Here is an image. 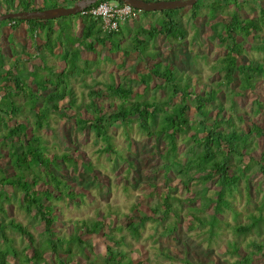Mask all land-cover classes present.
Returning a JSON list of instances; mask_svg holds the SVG:
<instances>
[{
    "label": "trees",
    "instance_id": "16d2710c",
    "mask_svg": "<svg viewBox=\"0 0 264 264\" xmlns=\"http://www.w3.org/2000/svg\"><path fill=\"white\" fill-rule=\"evenodd\" d=\"M78 1L63 0L60 3L59 0H40L38 3L37 0H0V16L68 8L66 3L75 4ZM105 1L122 4L117 0H98L92 6ZM200 1L183 10L154 13L160 14L159 25L152 22L148 29L140 26L137 19L133 21L137 27L132 31H129L128 22L118 31L109 34L101 31L99 21L84 15L68 17L72 22L67 24L62 22L67 18L45 22L20 19L4 21V26L8 25L13 32L24 30L36 54L25 52L24 47L18 49L16 42L19 41H15L12 35L6 40L12 64L8 63L11 59L5 58L0 48V264H150L148 261L135 262L121 247L122 242L127 240L126 236L130 242L139 243L142 240L140 232L145 225L154 226L159 239L171 238L164 252L157 248L155 254L168 259L176 258L169 252L171 245L175 246L174 243L178 242L177 232L187 218H190L187 230L207 228L211 239L219 237L223 229L231 228L224 217L221 218L226 210L234 217L238 216L229 199L239 191L242 182L249 199L250 179L255 175L264 177V152L258 157L254 152L258 147L257 142L264 141V120L256 122L246 114L238 115L233 102L234 97L255 90L256 84L264 79V63L250 60L238 64V58L250 38L254 42L260 40V44L254 43L249 48L264 54V38L260 35L264 28V10H260V18L257 20L242 19L241 0H203L206 4H200ZM230 7L234 10L226 24L218 23L222 31L214 33V37L226 49L225 56L211 68L216 74L222 73L221 80L215 84V88L208 86L197 92L189 77L180 78L171 63L158 57V52L154 51L156 39L162 36L180 44L185 39L180 13L185 10H188L190 20L195 22L202 9L209 11L212 20L218 12H224ZM140 14L144 19L153 13L139 12L138 18ZM40 38L43 44L39 47L35 40ZM95 45L103 48L108 45L111 55L121 53L124 59L135 54L136 63L145 72L136 74L134 78L125 77L119 83L111 76L110 83L105 84V92L96 89L102 85L97 81L91 85L83 84L90 103L77 104L71 81L91 73L93 64L83 55L94 53ZM58 48L60 53H56ZM49 57L64 63V68L57 69L48 65ZM35 60L40 65H36ZM124 65L125 61L120 68ZM236 79L238 87L233 91L230 87ZM132 84L142 87L143 93L134 91ZM149 90L164 96H152L147 100L145 97ZM105 97L119 101L109 105L110 112H105L95 103ZM220 99L230 102V115H225L224 101ZM19 100H23L20 107L17 105ZM62 101L66 102L65 107L60 105ZM253 108L252 116L257 117L264 106L255 101ZM191 109L195 110L193 121L188 119ZM26 110L33 118L32 124L28 118L19 119ZM70 112L69 120L73 121L74 128L81 132L89 130L96 138L94 144L101 143L97 152L116 156V164L118 160L125 162L126 174L135 169L136 160L129 155L122 157L111 147L108 130L118 125L136 123L148 140H154L155 149L160 140L164 141L163 149L155 150V164L158 166V162L161 163L165 184L175 177H182L186 180L179 179L184 190L192 192L189 188L194 183L195 187H200V192L188 200H182L172 195L173 190L164 184L165 190L146 204L147 212L139 210V203L131 209L130 216L122 215L121 218L117 214H103L101 211L94 218L72 222L74 228L69 230V225L65 233L64 229L58 227L62 217L60 204L66 201L75 203L76 199L83 202L85 197L77 192L67 170L71 169L75 173L84 159L76 157L74 152H51L48 139L40 131L47 129L56 136V129L50 126L49 116L52 114L65 120L69 118ZM243 125L245 129H242ZM186 135L190 138L191 146L185 152V161L182 162L178 155L177 139ZM89 170L91 176H94L93 180L97 181L91 166ZM208 184L214 188L211 196H207L210 191ZM86 196L90 198L88 193ZM15 199L20 213L27 221L42 228L45 241L36 239L31 230L8 216L4 205ZM256 212L249 214V224H238L235 227L237 235H246L264 224V200L258 203ZM120 220L123 221L121 225ZM7 231L26 238L27 243L16 247L14 238L9 237ZM100 232L109 244L104 254L96 255L87 237ZM116 232L124 235L116 238ZM130 242L126 243L127 247H130ZM227 245L231 247L232 254L242 258L238 264H253V256L264 262L262 244L254 245V251L246 254V257L239 252L237 243ZM83 255L86 261L81 258ZM183 262L191 264L186 259Z\"/></svg>",
    "mask_w": 264,
    "mask_h": 264
},
{
    "label": "rangeland",
    "instance_id": "374dc122",
    "mask_svg": "<svg viewBox=\"0 0 264 264\" xmlns=\"http://www.w3.org/2000/svg\"><path fill=\"white\" fill-rule=\"evenodd\" d=\"M59 1L61 2L63 0ZM37 2L39 3L40 0H37ZM199 3L202 4L205 2L202 0ZM73 5L74 4L68 2L65 6L70 8ZM240 7V16L242 19L257 20L260 18V10H264V0H241ZM233 10L234 8L230 7L224 10V12H218L215 18L211 20L209 11L207 9H202L195 22L190 20L189 12L185 10L180 13L182 15V27L185 30V39L180 44L173 43L171 40H166L162 36H158L156 39L154 51L158 52V57L165 62L171 63L177 69L180 78L189 77L197 92L208 86L215 88V84L221 80L222 73L216 74L211 68L225 56L226 49L214 37V33L222 31L218 23L222 22V24H226ZM143 17L144 16L140 14L138 23L140 26L144 27V29H148L149 24L152 22L159 25L160 14L153 13L147 18L143 19ZM62 22L67 24L72 21L67 18ZM72 24L73 23H71V25ZM4 25V22H0V48L2 49V53L5 54V58L8 59L11 56L6 42L9 35L14 36L15 41H19L16 42L19 46L18 49L24 47L25 52L31 55L36 54V49L32 46V41L27 38L23 29L13 32L8 25ZM128 26L129 31L137 27L133 22H130ZM71 35L74 37L73 31ZM260 35L264 38V28ZM126 37H128V35H126ZM35 43L40 47L43 41L40 38L36 39ZM121 43L122 41H120V44ZM254 43L259 45L260 40L254 42L250 38L245 43V49L243 54L238 58V64L246 63L250 60L264 63V54L255 52L249 48V45L254 46ZM108 49V45L104 48L95 45L94 53L89 52L83 55L93 66L89 75H82L76 81H71L77 104L86 105L90 103L87 98V91L82 86L83 84L91 85L97 81L102 83V85L98 86L96 89L105 92V84L110 83L109 78L111 76L119 83L120 81L122 82V79L125 77L128 79L134 78L136 74L145 72V69L140 64L136 63L137 56L135 54H131L127 59H124L121 53L111 55ZM56 53H60L59 48L56 50ZM49 58L47 61L48 65L55 66L57 69L64 68V63ZM7 59H5L6 62H8ZM10 59L8 63L12 64L13 60L12 58ZM123 61H125V65L123 68H120ZM34 63L40 65V62H36V60ZM148 65H152V63H148ZM5 68L7 67L5 66ZM132 87L134 91L139 94L143 93L142 87L136 84H132ZM237 87L238 80L236 79L235 84L230 88L236 91ZM223 89L224 88H222V90ZM152 96L162 98L164 95L160 92L154 94L152 90H149L145 98L149 100ZM220 101L223 102L224 99H220ZM225 101L223 103L226 109L224 113L228 116L230 115V102H228V100ZM255 101H259L264 106V79H261L256 84L255 90L247 92L244 96L234 97L233 102L237 114H246L256 122H262L264 120V109L259 116H252ZM22 103L23 100L17 101L18 107H20ZM95 103L105 112H110L111 109L109 105L113 103L117 104L119 101L115 98L105 97L101 100H96ZM60 105L65 107L66 102L62 101ZM38 108H41V105H38ZM212 111L215 112L216 110L212 107ZM24 113V115H20L21 118L19 119L23 120L28 118L30 124H32L33 118L28 115L27 110ZM71 114V112L68 113L69 118L65 120L58 119L52 114L49 116L50 126L56 129V136H53L47 129H42L40 131L42 136L48 139L51 152H74L73 154H75L76 157L84 159L75 173H73L71 169L67 170V173L71 179V183L77 187V192L80 195H85V197L83 202H79V199H76L75 203L66 201L63 203L64 205L60 204L62 217L60 218L61 223L58 227L62 230L64 229L63 231L67 233L66 229L72 222L79 219L94 218L96 213L101 211L103 214H117L120 218L122 215L130 216L132 213L131 209L138 203V205H141L139 210L147 212L145 209L147 207L146 204L155 200L156 196L165 190V177L163 176L164 171L162 170L161 163L158 162V166L155 164L157 162L155 150L158 149L161 151L164 146V141L160 140V143L155 149L154 140H148L139 130L136 123L109 128L108 135L110 137L111 147L117 150L122 157L129 155L136 160L135 169L131 170L129 174H126L127 164L120 160H118L116 164V156L98 153L97 151L99 147H101V143L94 144L96 138L89 130L84 132L76 130L73 126V121L69 120L71 119ZM194 117L195 110L191 109L188 113V119L193 121ZM160 121L161 118L158 120V124ZM247 125H250V122H247ZM245 128L246 126L243 125L242 129ZM188 135L190 136V134ZM188 135L181 136L177 139L178 155L182 162L185 161V152L189 149V146H191ZM257 145L258 147L254 151L256 157H258L262 151L264 152V141H258ZM247 160L248 159L245 158L244 161L247 162ZM89 166L95 171L97 181L93 180L94 176H91L92 172L89 170ZM179 179L186 181L182 177H175L172 181H169L168 184H165L173 190L171 192L172 195L178 196L182 200H188L193 194L200 192V187H195L194 183H191L189 188L192 192L184 190L183 184ZM242 183L239 186V191L229 199V203L235 208L238 216L234 217V215L227 210L223 213L221 218L224 217L227 223L231 225V228L223 229L219 237L217 236L214 239L209 238L207 228L192 231L187 230L186 227H188V223L190 222V218H187L183 222L182 228L177 232L178 242L174 243L175 246L171 245L169 254L175 256V259H168L155 255L157 253V248L162 249L161 251L167 248L166 246L169 244L171 238L169 240L163 238L159 239V235L156 234L154 226L151 224L145 225V228L141 230L142 240L137 244L130 242L129 238L126 236L127 240L122 242V249L126 250L135 262L148 261L150 264H184L183 259L188 260L191 264L206 263L207 261L213 262V264H238L242 258L232 254V249L227 243H237L240 247L239 252L243 257H246V254L254 251V245H264V224H262L259 229L255 228L246 235H237L234 232L238 224H249V214L257 213L256 208L258 203L264 200L263 176L255 175L250 179L249 199H247ZM208 186L210 191L207 196H211L213 195L211 191H213L214 188L212 186L210 187L209 184ZM86 193L90 195V198L86 196ZM12 201V203L4 205V208L8 212V216L10 218H15L23 227L31 230L36 239L41 242L45 241L42 228L36 225L33 226L34 224L29 223L24 215L20 213L18 206L14 202L16 199ZM195 206L197 207V205ZM112 218L115 219V215H113ZM122 220H120V225L123 223ZM68 228L69 230L73 229L74 224ZM157 231L160 232V229L158 228ZM7 232L9 237L14 238L16 247L28 241L26 238L18 237L14 232ZM120 235L124 234L116 232V238L120 237ZM87 238L90 239L92 243L94 254H104L105 247L109 242L107 241L106 243L102 232ZM156 239L157 242L154 243ZM127 242H130V247L126 246ZM84 256L85 255L81 256V258L84 259ZM253 258V264H264V262L258 260V258L254 256Z\"/></svg>",
    "mask_w": 264,
    "mask_h": 264
},
{
    "label": "water",
    "instance_id": "95a60500",
    "mask_svg": "<svg viewBox=\"0 0 264 264\" xmlns=\"http://www.w3.org/2000/svg\"><path fill=\"white\" fill-rule=\"evenodd\" d=\"M98 0H80L76 2L72 7H58L51 8L43 11L33 12H19L10 13L0 16V22L8 21L10 19L20 20H37V21H53L61 18H68L76 15H80L88 7L96 4ZM123 4H126L139 12L156 13L162 11H174L183 10L194 6L199 0H185L163 3H143L137 0H117Z\"/></svg>",
    "mask_w": 264,
    "mask_h": 264
},
{
    "label": "built area",
    "instance_id": "2783aa9c",
    "mask_svg": "<svg viewBox=\"0 0 264 264\" xmlns=\"http://www.w3.org/2000/svg\"><path fill=\"white\" fill-rule=\"evenodd\" d=\"M143 3H163L185 0H137ZM139 11L126 4H119L116 1L100 2L95 6H90L80 15L91 17L99 21L103 33H112L125 23H130L138 19Z\"/></svg>",
    "mask_w": 264,
    "mask_h": 264
},
{
    "label": "crops",
    "instance_id": "0c3cea01",
    "mask_svg": "<svg viewBox=\"0 0 264 264\" xmlns=\"http://www.w3.org/2000/svg\"><path fill=\"white\" fill-rule=\"evenodd\" d=\"M61 3V2H60Z\"/></svg>",
    "mask_w": 264,
    "mask_h": 264
}]
</instances>
